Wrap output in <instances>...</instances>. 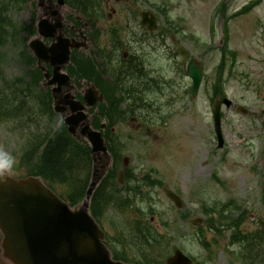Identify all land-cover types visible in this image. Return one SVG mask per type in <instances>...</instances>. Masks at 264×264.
Listing matches in <instances>:
<instances>
[{
	"label": "rangeland",
	"instance_id": "1",
	"mask_svg": "<svg viewBox=\"0 0 264 264\" xmlns=\"http://www.w3.org/2000/svg\"><path fill=\"white\" fill-rule=\"evenodd\" d=\"M256 1L93 0L101 6L98 35L90 38L93 47L103 48L111 39L112 44L139 41V11L149 9L158 18V33L174 45L171 51L184 45L204 69L199 93L192 98L187 94L191 78L167 67L164 45L158 46L162 39L154 34L144 48L156 67L157 87L141 94L143 99L125 93L117 97L120 108H128L127 118L118 124V137L109 147L114 165L103 191L106 197L90 204L117 258L142 263V252L148 251L154 264H163L180 249L193 264H264V0L252 4ZM66 4L61 15L77 23L75 13L82 10ZM40 17L47 15L37 0L0 4V159L17 177L43 176L76 204L83 197L70 193L67 178L45 164L43 152L55 116H50V104H44L28 47ZM100 60L105 66L110 58ZM89 64L94 68L87 59L85 67ZM21 92L23 99L27 93L41 102L34 103L35 111L24 101L15 108ZM224 95L231 105H222L223 143L218 147L212 108L214 99ZM131 103L137 106L130 108ZM120 170L126 173L122 184L128 189L117 184ZM166 186L180 195L182 206L164 193ZM197 219L201 222L194 223ZM135 233L154 239L156 252L137 243ZM245 234L254 235L247 250L237 241ZM137 245L144 247L142 252ZM1 253L0 246V264H12Z\"/></svg>",
	"mask_w": 264,
	"mask_h": 264
},
{
	"label": "water",
	"instance_id": "2",
	"mask_svg": "<svg viewBox=\"0 0 264 264\" xmlns=\"http://www.w3.org/2000/svg\"><path fill=\"white\" fill-rule=\"evenodd\" d=\"M38 0L37 4L43 6L48 17L39 18L37 22L38 35L32 39L29 47L37 56V62L45 70L48 84H58L52 88L56 112H62V118L69 133L74 136L86 137L89 140L92 151L93 167L91 179L85 193V198L75 206L61 198L54 190L48 187L42 177L30 175L26 177H12L5 164L0 161V232L3 235L1 257L12 264H135L115 260L109 251L105 241V232L99 226L97 220L90 212V201L93 192L98 188L99 182L107 174L111 165V154L107 149L106 139L101 132L91 126V121L86 117L85 109L96 101H101L103 96L99 94L95 86L86 88L82 104L71 93H63L62 86L71 87L70 77L63 69L70 64L72 51L88 48L83 40L68 39L64 37L63 19L60 8L64 0ZM48 7V8H47ZM149 12L143 13L142 22L149 23L150 28L157 26L156 18ZM54 18L55 22L51 21ZM51 37L54 41L45 45L43 37ZM185 59L189 52L181 51ZM53 66V77L45 65ZM187 74L192 78V93L196 95L202 80L203 66L200 60L192 58L188 63ZM231 105V100L216 99L214 105L215 132L218 137V145L222 146L223 134H221V103ZM69 113L67 114V111ZM179 206V195L164 189ZM197 219L194 223H200ZM167 264H192L182 250H176L167 258ZM138 264V263H136Z\"/></svg>",
	"mask_w": 264,
	"mask_h": 264
},
{
	"label": "flooded vegetation",
	"instance_id": "3",
	"mask_svg": "<svg viewBox=\"0 0 264 264\" xmlns=\"http://www.w3.org/2000/svg\"><path fill=\"white\" fill-rule=\"evenodd\" d=\"M104 2V0H102ZM108 1H105L107 3ZM114 10V9H113ZM140 12V11H139ZM99 12L97 21L92 20L91 23L89 22L87 17H84L83 20H78V23H75L74 21L72 24H70L67 20H65L64 27H65V37L70 39H80L83 37V34H85L89 40L92 37V35L95 36L98 35V30L96 29L100 22V14ZM71 21V20H70ZM86 22L87 25L84 23ZM103 24V23H102ZM140 24V28L142 29L141 39L139 41H133L132 38L129 41V44L127 42H115L106 45L100 51H95L93 55H90L92 58H96L94 69L89 72V75L85 77L87 79L88 83L94 85L96 84L99 88L102 94H104L105 99L104 103H97L91 109H89L90 113L93 114V122L95 123V119L98 118L99 125L101 127L102 124H104L103 127V134L105 135L107 130L106 137L109 140L115 141L118 137L116 135L117 126L120 128L121 122L125 119L126 115L123 111V108H120V99H117V97H121L125 94L127 96H133V94H136L138 97L141 96V94L146 93L147 91L151 89H155L158 85V75L156 72V67L153 66L152 57L149 58L147 55V49L146 44H150V37L155 36L154 34H159L158 31H150L147 30V26H144L143 24ZM82 26V29H81ZM99 28V27H98ZM110 34H112L110 32ZM45 43L49 44L51 42V39L46 38L44 39ZM155 40V39H154ZM156 41V40H155ZM91 42V40H90ZM164 45V51H166L165 57L167 58V61L170 62V64H167V67L170 66L172 68L173 65L184 67L183 61L181 63L178 62V56L175 54L174 58L171 55V48L170 45L165 43L161 40V42L158 44V46ZM153 46V45H152ZM93 47V44H92ZM94 48H98L94 44ZM166 48V49H165ZM124 50L120 56L117 57V55L121 52V50ZM80 54V52H79ZM90 54V52H89ZM109 56L110 60L106 62V65H100L102 61L100 58L104 56ZM101 61V63H100ZM152 63V64H151ZM91 68V66H89ZM97 73H96V71ZM72 81L76 83L72 84L71 87H75L78 89V92H76L74 95L77 96V98L82 99V89H79V83L81 86H85V83H83V77L80 78V74L71 72ZM156 75V76H155ZM43 83V82H42ZM100 83L101 85H99ZM71 87L64 86L63 90L65 93H70ZM48 89L44 88V93L46 95V91ZM72 91V90H71ZM73 92V91H72ZM143 99V97H142ZM128 101V100H127ZM130 101V100H129ZM128 101V102H129ZM144 101V100H143ZM145 102V101H144ZM126 103V102H125ZM143 103V102H142ZM133 107L135 104H132ZM125 108V107H124ZM103 114L107 115L106 120H103ZM109 116V117H108ZM135 118L132 119L134 121ZM110 122V123H109ZM119 124V125H118ZM122 189H128L124 186L121 187Z\"/></svg>",
	"mask_w": 264,
	"mask_h": 264
},
{
	"label": "trees",
	"instance_id": "4",
	"mask_svg": "<svg viewBox=\"0 0 264 264\" xmlns=\"http://www.w3.org/2000/svg\"><path fill=\"white\" fill-rule=\"evenodd\" d=\"M4 1L5 0H0V4L3 3ZM66 1L69 2L73 7L78 8V9L80 8L82 12H84L86 15L91 16L94 11L91 6V5H94L92 0H74L75 3L71 2L70 0H66ZM73 60H75V57L73 58ZM75 61L77 64V70L79 74L81 76L83 75V77L89 75V72H88L89 65L88 67H85V63H87V59L81 58L80 60L78 59ZM21 94L22 92L19 93L18 96H15L18 99V102H16L17 105L15 106L16 109H19L22 107V98L19 97L21 96ZM46 96H47L46 100L44 101L45 106L50 104L49 106L50 116L53 115L55 116V118L51 116V119L54 120V123L50 126V129L48 131L49 135L51 136H49L48 139L46 140L47 143L45 145L44 152H43L45 155V164L49 166V168L51 169L52 167H55L58 172L60 171L62 175H64V177L67 178V180L69 181L67 182L68 183L67 185L71 189H73V191L70 193L74 195L77 193L80 197H83L87 189V186H88L87 184L89 182L90 175H91L90 170H91L92 162H91L90 146L86 142L82 143L70 136L64 123L60 121L59 115L56 114L53 111V108L51 107L52 99H51V96L49 95V92H47ZM32 111H34L33 107H32ZM109 147H112L111 143L109 144ZM79 160H80L81 165L83 164L82 166L79 165L78 163ZM81 168H84V174L82 173L80 174ZM109 175H110V171H109ZM109 175L104 181H102L98 189L93 193L92 195L93 197L91 201L92 203L96 202L99 197H102V199H105L106 196H104L103 191H107L106 183L108 182ZM135 235L136 237H139L138 241L141 245H144L145 247H148L150 249L153 248V251L156 252L154 248L155 249L157 248V243L155 242L154 239H150L147 236L142 237L138 233H135ZM241 236L240 235L237 236L238 237L237 241L241 244H244V247L246 250L249 249L248 246H246V243H248V241L250 240V237H254V235L245 234V238ZM143 248L144 247L141 246L139 250L142 252L141 249ZM142 253L144 256V259L142 262L144 264H154L153 260L155 256L153 253L148 252V251L147 252L143 251ZM163 264H165V262H163Z\"/></svg>",
	"mask_w": 264,
	"mask_h": 264
}]
</instances>
